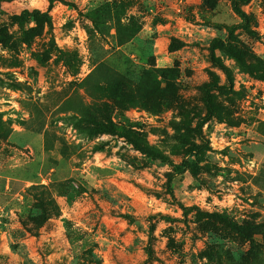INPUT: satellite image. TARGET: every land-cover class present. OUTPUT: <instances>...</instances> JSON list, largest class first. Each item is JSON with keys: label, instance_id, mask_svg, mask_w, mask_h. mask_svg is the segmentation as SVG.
<instances>
[{"label": "rangeland", "instance_id": "rangeland-1", "mask_svg": "<svg viewBox=\"0 0 264 264\" xmlns=\"http://www.w3.org/2000/svg\"><path fill=\"white\" fill-rule=\"evenodd\" d=\"M47 7L0 0V264H264V0ZM103 101L162 159L88 133Z\"/></svg>", "mask_w": 264, "mask_h": 264}, {"label": "trees", "instance_id": "trees-1", "mask_svg": "<svg viewBox=\"0 0 264 264\" xmlns=\"http://www.w3.org/2000/svg\"><path fill=\"white\" fill-rule=\"evenodd\" d=\"M48 7L50 10L52 4L56 0H47ZM29 14L28 10H23L18 16V21H23ZM108 70L109 77L107 83L104 87H100V90L105 91V97L107 100L116 104L121 108L128 106L130 104H135L136 93L131 86L128 78L122 73L112 71L106 64L100 63L96 70ZM145 72L151 73V69L145 70ZM135 85V84H133ZM151 90V89H150ZM151 92V91H150ZM149 92V93H150ZM151 94V93H150ZM95 106V113L98 117H90V126L87 128L90 134H109L113 136H118L123 138L128 144H130L134 149L141 152L143 155L153 160L162 159V155L159 154L145 138V132L141 124L132 122L122 112H117L116 120L112 117L113 107L111 108L105 101L99 104H93ZM212 103L207 101L208 111H212ZM119 107V108H120Z\"/></svg>", "mask_w": 264, "mask_h": 264}]
</instances>
